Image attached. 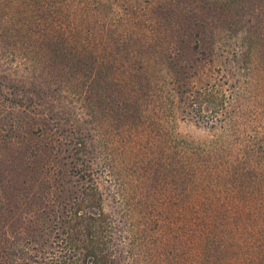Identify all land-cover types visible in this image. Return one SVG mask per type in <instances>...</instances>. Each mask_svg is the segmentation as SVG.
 I'll use <instances>...</instances> for the list:
<instances>
[{
	"label": "rangeland",
	"instance_id": "obj_1",
	"mask_svg": "<svg viewBox=\"0 0 264 264\" xmlns=\"http://www.w3.org/2000/svg\"><path fill=\"white\" fill-rule=\"evenodd\" d=\"M230 1L0 0V186L25 187L32 168L36 192L49 185L46 148L94 122L90 113L130 112L127 130L108 134L117 164L131 169L159 164L170 136L209 146L230 133L236 110L262 134L264 0L224 9ZM206 94L213 106L199 109ZM139 107L149 122L135 121ZM26 203L15 197L0 212V233L18 226Z\"/></svg>",
	"mask_w": 264,
	"mask_h": 264
},
{
	"label": "trees",
	"instance_id": "obj_2",
	"mask_svg": "<svg viewBox=\"0 0 264 264\" xmlns=\"http://www.w3.org/2000/svg\"><path fill=\"white\" fill-rule=\"evenodd\" d=\"M234 1L222 7L242 3ZM212 102L206 94L194 103ZM122 112L90 113L95 123L46 148L49 185L39 192L37 168L23 188L0 186V212H12L15 197L29 206L16 228L0 233V264H264V132H248L236 110L230 133H215L209 146L170 136L167 150H155L167 162L143 158L131 169L110 149L108 131L132 124ZM135 114L142 123L140 107Z\"/></svg>",
	"mask_w": 264,
	"mask_h": 264
}]
</instances>
